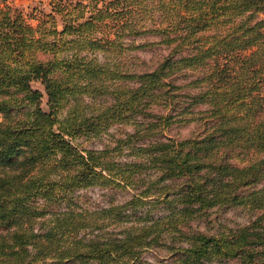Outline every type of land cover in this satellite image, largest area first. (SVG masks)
<instances>
[{"label":"trees","instance_id":"16d2710c","mask_svg":"<svg viewBox=\"0 0 264 264\" xmlns=\"http://www.w3.org/2000/svg\"><path fill=\"white\" fill-rule=\"evenodd\" d=\"M51 1L59 30L0 6V264H264V0ZM145 34L157 40L125 41ZM159 42L150 68L117 60ZM109 85L112 102L86 112ZM191 120L190 136H156ZM115 121L132 131L114 146L71 142ZM93 185L131 192L78 205ZM237 205L253 213L244 224H188ZM153 247L165 256L146 259Z\"/></svg>","mask_w":264,"mask_h":264},{"label":"rangeland","instance_id":"374dc122","mask_svg":"<svg viewBox=\"0 0 264 264\" xmlns=\"http://www.w3.org/2000/svg\"><path fill=\"white\" fill-rule=\"evenodd\" d=\"M51 0H0V6L8 5L12 8H15L23 18L32 26H35L38 23V19L46 18L45 14H50L52 16V26L59 30L61 28L60 15L50 12V8L53 3ZM98 35H100L98 33ZM134 40L135 44L145 41V40H157L152 34H145L141 36H128L125 41ZM167 47L163 43L156 44H146L144 47L137 49H125L122 55L117 59L122 61L127 60L129 68L134 70L146 69L154 66L157 60L167 52ZM37 56L41 59L46 56L42 53L37 52ZM100 58H102L100 56ZM125 58V59H124ZM185 74L177 75L174 77V84L185 82ZM40 88L38 84H33ZM112 86H107L106 91H101L102 93H92L90 95H85L83 101L85 104L86 112H97V108L100 105H108L111 100L112 93L110 92ZM185 88L181 86L176 91L182 92ZM185 97V96H183ZM42 108L46 109L45 96L42 98L41 103ZM196 107H203V105H196ZM154 111L165 110L166 108H171L168 106L157 105L152 107ZM164 108V109H163ZM173 108V107H172ZM172 110V109H171ZM201 128V125L198 121L191 120L188 122H178L173 121L167 127H164L161 131L158 132L160 137H174L181 138L190 136L198 132ZM125 131H132L131 126L127 123L122 122H112L109 124L105 130L101 131L98 134L94 135H81L76 136L74 139H71V142L75 145L77 149L79 148H100L106 144L114 146L118 138L124 137ZM117 157L120 158H131L132 156L128 154V149L122 146L121 154H118ZM129 189L113 188V187H103L98 185L82 187L74 190V200L76 203L82 207H99L105 206L111 202H116L123 200L128 197L130 194ZM253 213L241 206H214L208 208L205 211L204 215L197 216L189 221V226L201 230L206 233H213L218 230L226 229V227H235L240 224L247 222ZM166 252L164 249L159 247H153L143 252V255L146 259L154 260L157 258H162L165 256ZM232 262V261H231ZM230 263V262H229ZM216 264V263H215Z\"/></svg>","mask_w":264,"mask_h":264}]
</instances>
